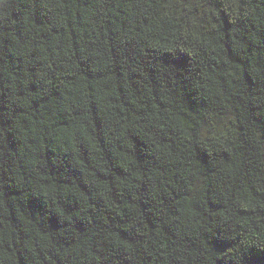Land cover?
<instances>
[{"label": "trees", "instance_id": "obj_1", "mask_svg": "<svg viewBox=\"0 0 264 264\" xmlns=\"http://www.w3.org/2000/svg\"><path fill=\"white\" fill-rule=\"evenodd\" d=\"M0 264H264V0H0Z\"/></svg>", "mask_w": 264, "mask_h": 264}]
</instances>
